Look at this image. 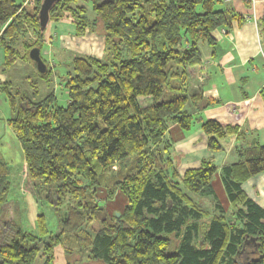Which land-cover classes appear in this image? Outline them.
Returning a JSON list of instances; mask_svg holds the SVG:
<instances>
[{
  "label": "trees",
  "instance_id": "obj_1",
  "mask_svg": "<svg viewBox=\"0 0 264 264\" xmlns=\"http://www.w3.org/2000/svg\"><path fill=\"white\" fill-rule=\"evenodd\" d=\"M40 2L0 0L3 71L19 63L36 68L28 53L38 47L46 68L35 69L36 77L51 80L42 57L50 22L69 21L77 36H102L105 54L73 56L61 77L63 104L52 90L37 98L34 80L29 94L11 79L1 83L27 178L58 232L50 234L42 213L34 218L36 233L23 228L0 160V264H53L57 247L65 264H73L74 252L102 264H264V207L242 186L264 172V143L247 142L237 125L193 115L220 101L189 91L186 70L200 63L201 44L214 47L210 32L229 29L240 14L219 7L222 0H58L40 30ZM259 27L264 32V15ZM174 124L183 131L198 124L214 152L235 136L236 159L219 166L204 157L180 173ZM216 174L228 211L213 187ZM118 191L126 202L117 217L104 201Z\"/></svg>",
  "mask_w": 264,
  "mask_h": 264
},
{
  "label": "crops",
  "instance_id": "obj_2",
  "mask_svg": "<svg viewBox=\"0 0 264 264\" xmlns=\"http://www.w3.org/2000/svg\"><path fill=\"white\" fill-rule=\"evenodd\" d=\"M226 3H229V6L240 14L241 19L233 20L229 29L219 27L212 30L210 35L215 41L214 47L210 48L206 45L205 50L201 47L200 63L189 67L193 79L198 75L203 76L200 86L203 96L217 99L220 103L197 111L195 116L200 120L212 118L223 123L237 125L247 136V142L256 141L258 144H263L264 32L260 30L259 21L264 15V0H251L250 5L245 4L244 0H222L219 7L226 6ZM222 29L225 32H222ZM48 32L51 34L55 32L61 36L62 34L73 36L74 26L69 21H59L49 27ZM55 43L52 44L53 47ZM47 46L45 45L43 50L51 55V48ZM2 63L3 50L0 47V85L7 79L13 81L11 74L14 70L17 72L22 68L23 70L31 69V64L19 63L8 71H3ZM24 77L27 78L28 75ZM4 101H6L5 98ZM3 108L0 102V154L4 156L0 155V160L7 162L16 159L25 165L20 143L14 130L8 124L10 109L8 105V109ZM169 133L172 136L174 148L184 153L182 158L187 163H183L182 159L180 165L188 166L186 168L198 166V161L204 157H212L215 164L219 166L236 159L234 145L238 144V141L235 136L222 139L223 150L212 152L207 150L206 137L198 124H194L189 131H183L172 125ZM249 182L264 183V172L246 180L242 184L245 191L244 185ZM218 183L222 187L220 180Z\"/></svg>",
  "mask_w": 264,
  "mask_h": 264
},
{
  "label": "rangeland",
  "instance_id": "obj_3",
  "mask_svg": "<svg viewBox=\"0 0 264 264\" xmlns=\"http://www.w3.org/2000/svg\"><path fill=\"white\" fill-rule=\"evenodd\" d=\"M16 1L21 2V0H16ZM227 4L228 6L230 5L229 3H226V5ZM54 23H58V22H50L49 25L47 26L46 37H45V45L50 46L51 51H52L51 55L47 54L44 50H42V53H43L42 57L43 59L46 60V62L48 63L51 69L48 75V79L51 78V80L45 82V78L41 79L40 77L38 78V76L36 77L37 75L35 74L36 68H34L33 64H31L30 70H23V68L17 72H15L14 70L11 75H12L13 81L15 82V85H17L21 90L27 92L28 94L30 92H33L32 88L34 87V85H31L32 82H29V81L34 80L36 81V85H35L36 93L35 94H37L36 95L37 98L40 96H43L48 91L52 90L55 93L58 103L63 104L65 102V96H64L63 86H61V83H62L61 79H63L61 77L67 71L69 63L71 59L73 58V56L80 54V55H93V56L102 58L103 55L105 54V44H104V39L102 38V36L95 34L94 32L83 33L80 36H77L74 33H73V36H67V35L64 36L63 34L61 36L55 32L51 34L48 32L49 27L53 26ZM222 31L225 32L224 29H222ZM90 37H93V38L90 39ZM52 42L53 43L56 42L55 46H57V48H55V46L53 47ZM201 47L204 50L207 48L206 44H201ZM186 70L189 75L188 76L189 91H192V92L200 91V86L203 81V76L198 75L195 79H193V76L189 72L190 71L189 67H187ZM25 75H28V77L25 78L24 77ZM1 93L2 91H0L1 106L4 107L6 110L8 109L7 108L8 104L6 101H4L3 93L2 94ZM196 112H194L193 115H196L197 114ZM177 152L180 154V160H179V165H178L179 172L183 173L184 170L188 169L186 168L188 166L184 165L185 166L184 167L180 165L181 160L183 159L184 161L183 163H187V161L184 160V158H182L184 157V153H180L179 151ZM215 152H218V151H215ZM0 153H1V147H0ZM199 161H198V164H199ZM5 163L7 164V167L9 169L10 182H11V191H10L11 196L9 197L11 198V200L14 199V202H16V205L18 204L17 205L18 212L20 214H23L22 216L23 228L30 230V231H34L36 233V228L34 227V218L37 213H42L44 215L46 226L50 234H56L58 232V227H57L55 216L51 208L48 207V205L45 202H41V200L39 201L34 196L35 193L32 190L31 183L27 178V172L25 169V165H22V163L16 159H13L10 161L8 160ZM216 179L219 182V178L217 174L215 175L214 180H213V187L215 188L216 196L218 198L219 203L223 207V209L225 211H228L230 209V203L226 197L223 187H220ZM244 187L246 188V191L245 190L244 191L247 193V195L251 199H253L255 202H257L258 204L264 207V183L259 184L257 182L256 183L249 182L248 184H245ZM97 194L99 195V197H102L105 195L104 191H99L97 192ZM29 200L30 202H28ZM104 202H105L104 205H105V208L108 214H112L113 212L115 213L118 212L120 214V212H122L123 205L126 202V198L121 192L118 191L114 194L112 199H108V200L106 199ZM198 202L201 207H203L204 209L208 211H211L212 204L209 199L201 198L199 199ZM21 203L22 205L20 206ZM25 204H26V209H25ZM0 224H2V222H0ZM6 228L8 229V227ZM244 251H245L244 255L246 257L251 258V256H254L253 244L248 245ZM54 256L55 257H54L53 264H65L66 258L62 252L61 247H57L55 249ZM68 259L72 261L73 264H102L98 260H90L89 256L84 252L83 253L74 252Z\"/></svg>",
  "mask_w": 264,
  "mask_h": 264
},
{
  "label": "water",
  "instance_id": "obj_4",
  "mask_svg": "<svg viewBox=\"0 0 264 264\" xmlns=\"http://www.w3.org/2000/svg\"><path fill=\"white\" fill-rule=\"evenodd\" d=\"M57 1L58 0H41L40 6L38 9V14H37L40 30H44L46 28L48 21H49V10L52 8V6ZM28 55H29V58L35 62L36 70L41 73L44 72L46 67H45L44 61L42 60L40 56L39 48L32 47L29 50ZM115 214L117 217L119 216L118 212H116Z\"/></svg>",
  "mask_w": 264,
  "mask_h": 264
},
{
  "label": "built area",
  "instance_id": "obj_5",
  "mask_svg": "<svg viewBox=\"0 0 264 264\" xmlns=\"http://www.w3.org/2000/svg\"><path fill=\"white\" fill-rule=\"evenodd\" d=\"M223 32V31H222Z\"/></svg>",
  "mask_w": 264,
  "mask_h": 264
}]
</instances>
